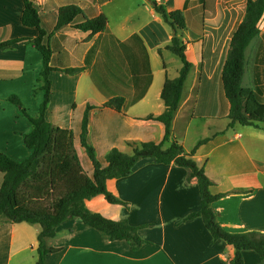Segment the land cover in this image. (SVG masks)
I'll use <instances>...</instances> for the list:
<instances>
[{
  "label": "crops",
  "instance_id": "obj_1",
  "mask_svg": "<svg viewBox=\"0 0 264 264\" xmlns=\"http://www.w3.org/2000/svg\"><path fill=\"white\" fill-rule=\"evenodd\" d=\"M224 1L216 0V4ZM68 2L76 3L84 13L73 25L103 14L108 30L93 36L71 26L55 30L59 9ZM35 3L42 27L50 34L52 66L60 69L51 74L46 118L53 126L74 133L86 173L94 175L80 140L88 106L95 108L89 115L87 142L104 167L112 149L131 154L132 143L164 141V125L148 117L164 113L161 93L166 75L175 79L182 69V61L177 62L166 50L177 35L186 45L193 68L165 148L177 141L191 154L199 141L210 139L195 150L193 159L214 183L211 193L224 195L212 205L218 223L234 234H264V125L236 123L230 128V103L222 85L231 39L244 18L237 25L238 17L229 8L217 7L208 17L201 0H163L168 13L181 10L186 14V29L174 31L155 11L154 0ZM23 11L24 0H0V44L38 37L36 28L22 24ZM258 29L259 36L248 48L256 47L255 54L247 58L243 86L261 91L264 99V14ZM213 53L216 62L209 58ZM43 60L42 53L29 44L0 50V154L17 161L31 155L24 139L32 127L8 98L19 97L31 116L38 115L44 101L40 90ZM66 69L80 71L66 74ZM118 97L125 100L121 113L101 108ZM3 180L0 172V189ZM107 189L125 204H110L100 195L87 201L88 209L108 220H126L139 227L146 244L134 250L129 242L111 241L75 218L64 222L56 237L47 241L49 248L60 251L48 255L46 264H229L235 255L232 246L214 239L201 217L187 220L201 209L198 181L190 178L187 169L144 159L130 176L108 180ZM40 231L38 225L0 220V264H37ZM242 255L244 264H264L253 250Z\"/></svg>",
  "mask_w": 264,
  "mask_h": 264
},
{
  "label": "trees",
  "instance_id": "obj_2",
  "mask_svg": "<svg viewBox=\"0 0 264 264\" xmlns=\"http://www.w3.org/2000/svg\"><path fill=\"white\" fill-rule=\"evenodd\" d=\"M155 11L174 31L186 29L187 18L184 11L176 10L168 13L163 4L157 3ZM263 14L264 0H248L245 17L231 39L222 73L223 90L230 103L228 116L230 128L236 123L242 126L264 125V99L261 91L256 93L243 86L247 67L246 52L260 34L258 23ZM81 15L84 13L76 3L63 4L59 9L55 30L71 26L83 32H90L91 36L108 30V19L103 14L86 18L83 23L73 25L76 18ZM21 21L26 27L36 28L39 32L38 37L1 43L0 50L17 44H29L42 53L44 66L40 75V90L44 92V101L38 115L31 116L19 97L12 95L8 98V101L28 119L32 127L31 132L24 139L31 155L24 161H17L5 153L0 154V172L4 174L0 189V220L14 224L27 223L40 226L37 264H46L48 255L60 251V249L49 248L47 241L56 237L58 228L64 222L75 218H80L87 226L101 232L111 241L129 242L134 250L146 244L138 234L139 227L131 226L126 220H108L98 213H93L87 207V201L100 195H103L110 204L124 205L122 200L108 191L107 181L130 176L134 167L144 159H153L158 164H175L185 168L190 178L198 181L201 209L191 214L187 220L201 217L215 240H223L235 249V255L229 264H244L242 252L245 250L257 252L264 262V234H234L218 223L212 205L224 195L211 193L214 183L206 175L205 169L199 167L193 159L195 150L210 139L199 141L191 154H187L177 141L165 148V144L172 136V123L180 105L185 83L193 68L186 56V45L177 35L173 37L166 50L182 61V69L175 79H169L166 75L161 93L165 104L164 113L158 117H148L164 125V141L159 144L132 143L130 144L133 149L131 154L112 149L106 155L107 165L104 167L98 160L95 149L87 142L89 115L95 108L88 106L82 123L80 140L94 167V175L90 177L84 170L78 155L74 133L71 130L53 126L46 118L52 95L51 74L60 69L52 66L50 34L42 27V19L35 0H24ZM79 71L80 69L64 70L66 74H75ZM124 104V98L118 97L108 101L101 108L115 109L121 113Z\"/></svg>",
  "mask_w": 264,
  "mask_h": 264
},
{
  "label": "rangeland",
  "instance_id": "obj_3",
  "mask_svg": "<svg viewBox=\"0 0 264 264\" xmlns=\"http://www.w3.org/2000/svg\"><path fill=\"white\" fill-rule=\"evenodd\" d=\"M157 4L161 5L163 3V0H154ZM202 1V11L204 12L205 15H207L208 17L210 16L209 12H216V8L219 7H223V8H229L232 11L235 12V14L237 15L238 19H237V25L239 24L240 20H242L245 17L246 14V7H247V1L248 0H233V1H229V0H225L224 2H221V4L217 5L216 4V0H211L212 3H208L207 0H201ZM230 2V3H229ZM255 45L250 48L249 50H247L246 52V57L248 59H250L249 57H251L252 55L255 54ZM214 54V55H213ZM210 55L209 58L211 59H215L214 61L216 62V53H213ZM173 59H175L177 62L180 61L179 58L177 56H172ZM176 67L172 64L171 65V72L175 73L176 72Z\"/></svg>",
  "mask_w": 264,
  "mask_h": 264
},
{
  "label": "water",
  "instance_id": "obj_4",
  "mask_svg": "<svg viewBox=\"0 0 264 264\" xmlns=\"http://www.w3.org/2000/svg\"><path fill=\"white\" fill-rule=\"evenodd\" d=\"M174 35H175V33H174Z\"/></svg>",
  "mask_w": 264,
  "mask_h": 264
}]
</instances>
